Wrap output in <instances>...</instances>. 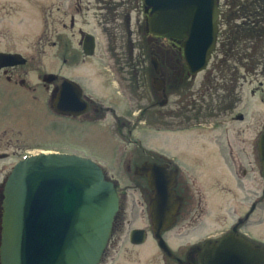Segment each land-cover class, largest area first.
<instances>
[{"label": "rangeland", "instance_id": "obj_1", "mask_svg": "<svg viewBox=\"0 0 264 264\" xmlns=\"http://www.w3.org/2000/svg\"><path fill=\"white\" fill-rule=\"evenodd\" d=\"M218 6L222 19L227 15H240L242 18L250 15L255 21L252 26L239 19L236 24L230 22V27L244 32L248 30L246 33L251 32L253 37H257L255 33L264 30V0H218ZM64 15H75L73 29L69 28L68 17ZM100 15H108L110 19L112 42L111 36H108L99 22ZM127 15L130 17V28L126 31L120 20ZM114 17L116 21L113 23ZM56 18L67 24L65 29L56 23ZM144 22L141 0H0V50H10L9 52L21 54L26 59L22 71L26 74L29 85L36 86L34 93L39 94H35L36 100L29 95L28 105L23 112L28 141L22 147L11 150H18L20 155L58 152L82 156L103 167L109 176L118 180L121 187H125L134 182L120 172L125 158H143V153L130 143L131 140L142 139L141 149L144 151L170 156L177 154L174 148L183 145L190 137L210 140L217 135L223 136L222 126L217 127L215 132L206 128L192 129L189 135L185 131L172 135L165 132L170 125L176 130L177 124L183 129L200 121L204 124L214 122L216 126L225 122L226 119H221L219 123L212 116L219 99L226 104L230 101L219 95L226 96L228 93L224 92L229 88L227 65L222 66L221 84L215 78L214 70L221 59V53L214 51L207 69L172 88L168 104L160 106L158 102L162 97L153 91L150 67L151 50L153 49L154 54L157 43L148 41ZM81 33L91 34L96 38V50L91 58H86L81 53ZM259 36L257 44L252 46L254 58L258 59L262 49ZM65 60L67 62L63 63ZM114 60L124 67L122 74L114 70ZM48 74L84 81L86 96L94 103L112 107L115 112L107 113L103 119L92 123L77 122L71 130L68 125L62 126V132L58 133V127L55 130L53 118L48 111L51 87L43 89L40 86L41 78ZM136 77H139L140 90L134 87ZM106 78L113 81V84L123 83L124 88L119 90L121 95L116 93L115 88L100 86ZM251 79V84L243 89L242 100L236 101L232 106L228 124L234 127V133H229L231 139L239 138L248 145H255L259 135L264 132V96L257 91L259 81L264 86V77ZM179 81L180 76L175 74L168 82L172 85ZM90 83L94 86L92 90L89 89L91 86L88 87ZM219 84L221 91L217 89ZM255 88L257 93L251 95L249 90ZM154 101H157L156 105L150 107ZM145 107L148 108L146 111ZM139 109L141 113L138 112ZM169 109L175 118L171 123L166 115ZM137 115L141 116L145 125H137ZM238 115H242V122L237 119ZM122 122L130 127L121 129ZM133 127V132L129 135L127 131ZM155 130L162 132L157 133ZM128 195L129 202L116 218L119 222L124 221L125 237L119 240L117 248L103 264H175L158 253L150 236L142 246H129L127 232L147 228L149 212L141 202L133 209L134 201L135 205L140 201L138 191L130 190ZM178 226L179 229L176 230L181 231L180 223ZM216 231L218 230L212 232ZM175 242L170 243L174 250L195 246L194 239L188 237L177 238Z\"/></svg>", "mask_w": 264, "mask_h": 264}, {"label": "flooded vegetation", "instance_id": "obj_2", "mask_svg": "<svg viewBox=\"0 0 264 264\" xmlns=\"http://www.w3.org/2000/svg\"><path fill=\"white\" fill-rule=\"evenodd\" d=\"M144 15V31L148 41L157 43L154 48V54L153 49L151 50V86L154 93L160 94L162 97L158 104L160 106H166L168 104V97L171 95V89L180 86L185 79L188 80L189 77H194L197 74L192 75L189 73V69L183 59L182 50L177 43L151 35L147 31L146 14L144 13ZM64 16L68 17L69 28L73 29L75 26V15ZM227 16L225 19H222L221 16L219 18V31L215 51L218 50L221 53V59L217 62V67L214 71L216 73L215 78L221 84L223 78L222 66L227 65L229 68V88H226L228 91H224L228 93H226V96L219 95L229 98L230 101L226 104L219 99L217 107L212 111V116L215 120H218L220 123L221 119H226L225 122L216 126L214 122L204 124L200 121L183 129L179 126L180 124H177L176 128L178 129L173 130L172 128L174 126L170 125L165 130L169 135L177 134V132L181 133L182 131L189 132V135L192 129L206 128L209 131H214L217 127L222 126L224 127V135H217L210 140L191 139L190 137L189 140L186 139L187 141L183 145L180 144L174 148L176 153L179 154L178 156L177 154L164 156L159 153L144 151L141 149L142 139H137L136 141L131 140L130 143H133L143 153V158L128 156L122 164V170L120 172L128 180L134 181L130 186L121 187L118 180L109 176L108 171L102 167L105 177L116 186L119 197L118 214L129 202L128 192L130 190L138 191L140 201L135 205L136 201L133 200L132 207L135 209L141 203L142 206L147 207L149 212V226L147 228H137V230L144 232V243L146 242V238L150 236L154 241L153 243L158 253L164 258L173 261L175 264H199L198 254L195 249H202L208 243H218L228 237L232 240L241 239L256 247L264 248V177L263 162L259 151V139L264 132L259 135L255 145H248V143L239 140V138L238 140L230 138L229 133H234V127L228 124L230 123V110L236 101L240 102L242 100L244 87L247 84H251V78L257 80L258 76L264 77V30L261 33H255L257 37H253L251 32L249 34L246 33L248 30L244 32V30L234 29L229 24L230 22L236 24V21L240 19L242 22H248L253 26L254 20L251 18L249 20L246 17L242 18L240 15ZM100 18L101 20L99 22L104 30L107 31L108 36H111L110 41L112 42L113 34L112 29L109 28L111 25L109 17L108 15H100ZM56 20L58 25L60 24L64 29L66 28L67 24L61 23L60 18H56ZM112 20L114 23L116 17ZM120 24H124L125 30L127 31L130 28V17L127 15L125 19L120 20ZM86 35L91 34L81 33L80 35L81 53L86 58H91L95 54L96 38L92 35L94 37V54L92 56H86L82 49ZM258 35H260L259 39L262 41L259 59L254 58L252 47L257 44ZM111 46L109 43V47ZM9 51L6 49L0 50V53L18 54ZM68 61L72 62L70 58H68ZM114 61V70L122 74L124 67L119 64V61ZM64 62H67V60ZM0 65H2L0 66L1 250L2 216L6 182L14 166L26 156L20 155L18 150L11 149L20 148L28 141L23 112L28 105L29 95H31L33 100H36L39 94H37L38 92L34 93L36 86L29 85L26 74L22 71L24 65L4 66L2 62H0ZM175 74L180 76V81L171 85L168 81ZM41 79L42 83L40 86L43 89L51 87L50 99L47 103L50 108L48 111L53 118L55 130L58 127V133L62 132V126L68 125L69 130H71V127H74L77 122L81 124L92 123L103 119L107 113L113 114L115 112L112 107L104 106L101 103H94L92 99L88 98L86 96L87 88L85 87L84 81L80 82L74 77L68 78L58 74L54 75V80L50 84L44 83L43 78ZM138 80L139 77H136L134 87L140 90L141 87ZM65 81L73 82L81 91V100L86 104V110L79 116L65 114L52 107V102H57ZM220 84L217 88L218 91H221L219 89ZM104 85L115 88L116 93L119 95H121L119 90L124 88L123 83L118 82L117 84H113V81L107 78L102 81V85L100 83L101 87ZM89 86H91L89 88L91 90L94 88L91 83ZM258 87L259 90L256 88L250 89L249 93L255 95L257 90L264 96L263 82L259 81ZM156 103L157 101H154L150 104V107L155 106ZM147 109L145 107V111ZM138 112L141 113V110L139 109ZM166 115L170 123L175 119L171 109L167 111ZM237 119L242 122V115H238ZM136 122L137 125H145L140 115H137ZM120 127L122 129L130 127V125L127 126V124L122 122ZM133 129L134 127L130 128L127 133L131 135ZM155 132L160 133L162 131L155 130ZM153 165L160 168L158 172L160 174H174L172 191L174 192L173 196L175 200L178 202L177 210L173 216L174 221L170 226L163 227L160 230L155 229L156 224L150 216V202L153 190L148 186L147 174L151 173V169L148 167ZM179 223L182 228L181 231L176 230L179 229ZM213 227L214 229L212 230ZM173 230L175 231L173 232ZM215 230L218 231L212 232ZM131 231L127 232L126 236L129 246H142L144 243L140 245L131 243ZM124 233V221L119 222L115 219L108 243L98 264H103L107 257L115 251L119 240L125 237ZM180 237L194 239L195 246L174 250L170 246V243H176L175 239ZM159 238L163 240L166 248L170 251L169 254L159 247Z\"/></svg>", "mask_w": 264, "mask_h": 264}, {"label": "water", "instance_id": "obj_3", "mask_svg": "<svg viewBox=\"0 0 264 264\" xmlns=\"http://www.w3.org/2000/svg\"><path fill=\"white\" fill-rule=\"evenodd\" d=\"M142 4L147 31L177 43L190 74L204 71L216 49L218 0H142ZM82 49L86 56L94 54L92 35L85 36ZM0 62L14 66L26 60L20 54L0 53ZM53 80V74L43 77L46 84ZM52 107L74 116L86 110L80 89L70 81L63 83ZM259 151L264 177V134ZM148 168L147 182L153 190L150 216L160 230L172 224L178 207L172 191L174 174H160L154 165ZM4 196L1 264L100 262L119 212V197L116 186L95 162L56 152L25 157L8 177ZM130 241L144 243V232L132 230ZM158 245L169 254L161 238ZM195 251L199 264H264V248L241 239L228 237Z\"/></svg>", "mask_w": 264, "mask_h": 264}, {"label": "trees", "instance_id": "obj_4", "mask_svg": "<svg viewBox=\"0 0 264 264\" xmlns=\"http://www.w3.org/2000/svg\"><path fill=\"white\" fill-rule=\"evenodd\" d=\"M247 16L249 17V18H248V17H246L247 19H250V18H251V17H250V15H247ZM257 18H258V16H257ZM251 19H252V18H251ZM252 20H253V19H252Z\"/></svg>", "mask_w": 264, "mask_h": 264}]
</instances>
